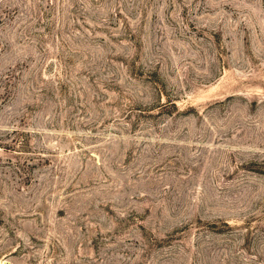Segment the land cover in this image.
Wrapping results in <instances>:
<instances>
[{
    "label": "rangeland",
    "instance_id": "1",
    "mask_svg": "<svg viewBox=\"0 0 264 264\" xmlns=\"http://www.w3.org/2000/svg\"><path fill=\"white\" fill-rule=\"evenodd\" d=\"M0 264H264V0H0Z\"/></svg>",
    "mask_w": 264,
    "mask_h": 264
}]
</instances>
